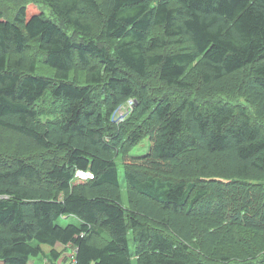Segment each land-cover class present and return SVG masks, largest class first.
<instances>
[{"label":"trees","instance_id":"1","mask_svg":"<svg viewBox=\"0 0 264 264\" xmlns=\"http://www.w3.org/2000/svg\"><path fill=\"white\" fill-rule=\"evenodd\" d=\"M130 233L264 264V0H0V264H133Z\"/></svg>","mask_w":264,"mask_h":264},{"label":"rangeland","instance_id":"2","mask_svg":"<svg viewBox=\"0 0 264 264\" xmlns=\"http://www.w3.org/2000/svg\"><path fill=\"white\" fill-rule=\"evenodd\" d=\"M39 72L44 73V72H42V70H40ZM44 74L50 75V73H48V72L44 73ZM241 102H243V101H241ZM150 147H151V142L149 139H146L139 146H137L135 149H133V151L131 152V155L134 157L144 156V155L149 153ZM117 164H118L120 182H121V186H122L123 200H124L125 205H128V197H127L126 182H125V169H124V165L121 161V158H119L117 160ZM62 222H63V224H66L65 221H62ZM129 245H130L131 253L133 255V264H137L136 248H135L132 233L129 234ZM43 248L47 253H49L51 251V248L49 246H44ZM68 253L70 254V251ZM69 262H70V260H69ZM45 263H46V261L44 262V264Z\"/></svg>","mask_w":264,"mask_h":264},{"label":"built area","instance_id":"3","mask_svg":"<svg viewBox=\"0 0 264 264\" xmlns=\"http://www.w3.org/2000/svg\"><path fill=\"white\" fill-rule=\"evenodd\" d=\"M134 102H129V104L125 107H123L122 109H120L117 113V116H116V120L117 121H122L124 120V117H126V115L129 113L130 111V107H132ZM76 181L77 182H86L88 180H93L94 179V175L89 173V172H85V171H78L76 173ZM45 264H51L49 263V261H46Z\"/></svg>","mask_w":264,"mask_h":264},{"label":"crops","instance_id":"4","mask_svg":"<svg viewBox=\"0 0 264 264\" xmlns=\"http://www.w3.org/2000/svg\"><path fill=\"white\" fill-rule=\"evenodd\" d=\"M58 249L61 250L62 248L58 246ZM44 251H45V250H44ZM45 253H47V252L45 251ZM65 255H66V256L68 255V257H70L71 254H67V253H66ZM72 259H73V258H72ZM72 259L70 260V262L68 261L67 264H68V263H69V264H73V262H72L73 260H72ZM45 261H48V259H47L46 257H44V256H43V257L41 256V257H39V258H36V259H34V260H31V261L29 262V264H44Z\"/></svg>","mask_w":264,"mask_h":264}]
</instances>
